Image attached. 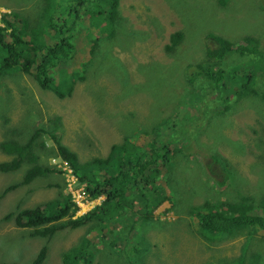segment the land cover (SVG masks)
I'll list each match as a JSON object with an SVG mask.
<instances>
[{"label":"rangeland","instance_id":"obj_1","mask_svg":"<svg viewBox=\"0 0 264 264\" xmlns=\"http://www.w3.org/2000/svg\"><path fill=\"white\" fill-rule=\"evenodd\" d=\"M25 1L28 5L20 17L34 20L32 30L40 29L44 43L51 46L57 37L44 23L48 13L38 21L42 3ZM79 1L52 0L50 9L66 17L65 12ZM84 1L75 28L69 29L70 18L65 22L66 33H74L73 56L62 60L52 74L66 78L76 73L82 80L74 82L71 96L59 99L39 88L30 75L20 71L0 75V99H8L0 103L7 110L0 109V143L11 137L25 141L23 128H34L52 116L60 117L61 142L79 161L106 157L110 146L118 143L132 151L133 159L140 153L151 156L161 144L174 140L168 149L177 162L171 175L177 192L166 193L173 203H162L149 217H143L137 201L123 218L112 212L103 220L100 214L97 219H85L80 227L38 236L39 227H16L10 215L44 206L59 192L69 195L76 206L72 219L86 216L103 201V197L84 199L86 183L74 175L69 163L41 151L40 162L57 172L45 173L29 184L20 183L33 165L0 172V264H33L43 247L46 254L41 264H63L62 253L76 248L75 260L80 264H264V232L207 241L191 214V207L205 200L240 204L245 197L258 206L264 196V103L252 94L239 96V82L231 81L227 87L232 91L223 92L207 79L191 85L186 78L187 65L202 60L206 48H215L209 34L229 40L233 47L249 46L245 39L253 37L258 52L231 51L220 67L235 77L256 70L250 88L261 94L264 0H119L125 21L110 35L95 27L91 11L97 8L95 1ZM13 5L15 0H0V17L16 9ZM177 31L183 33V40L168 55L164 47ZM29 106L35 118L27 120ZM200 122L205 126L199 128ZM44 138L49 149L53 141ZM184 138L188 141L182 144ZM10 159L0 149V163ZM162 164L161 158L155 163L160 173L165 172ZM155 181L166 192L163 175ZM218 181H224L223 185L218 186ZM144 187L149 194L150 187Z\"/></svg>","mask_w":264,"mask_h":264},{"label":"trees","instance_id":"obj_2","mask_svg":"<svg viewBox=\"0 0 264 264\" xmlns=\"http://www.w3.org/2000/svg\"><path fill=\"white\" fill-rule=\"evenodd\" d=\"M30 1L37 4V0ZM39 1L42 3V14L37 15L38 21H41L42 16L47 12L48 20L44 23L50 29L51 34L57 37V40L51 46L46 45L41 38L40 29L32 30L34 20L31 22L20 17L24 7L28 5L27 1L15 0V5L11 7H16V9L9 7L11 12L3 13L0 17V22L4 23L3 26L0 25V75L20 71L22 74L32 76L37 86L42 90L51 91L59 99H64L71 96L74 82L82 80V77L75 75L76 73H71L66 78H57L52 74L57 73L56 67L62 60H70L73 56L71 40L74 33L72 32L70 35L66 33L65 22L66 18H70L72 25L67 26L71 30L75 28L74 21L80 18V10L85 1L80 0L73 8L67 10L65 12L66 17H63L60 12L57 15L54 14L58 11L56 8L51 11L50 7L54 8L52 0ZM94 1L97 8H93L91 11L96 18L95 27L102 32H108L109 35L112 34L119 27V24L125 21L120 15L119 0ZM25 12L32 13L30 11ZM89 20L91 22L90 17ZM8 28L10 29L9 33L7 32ZM27 35H29L28 40H26ZM183 36L180 31L172 34L169 43L164 47L165 53L172 55L182 42ZM208 38H211L215 43V48H206L202 60L187 65V70L190 72L186 76L188 83L194 85L197 80L205 81L207 79L205 82L210 86L225 92L231 90L227 87L231 81H234V83L239 82L241 83L239 96L252 94V97H260L264 103V91L263 94H260L250 88L254 85L256 70H253L250 74L242 72L240 76L235 77V73L226 72L220 67L225 56L231 51H237L240 54L242 52L248 54L258 52L256 49L257 40L249 37L245 39L250 44L249 46L233 47V44L223 37L209 34ZM94 45L93 42L92 46ZM215 67L216 70L213 72ZM6 101H8L7 98L0 99V103ZM0 109L4 113L7 111L1 105ZM225 109L224 106L222 112ZM30 110L31 107L29 106L30 113L27 114V120L35 118V114ZM187 118V116L182 117L181 121ZM176 125L175 123L172 128L174 129ZM201 126H205L203 122L198 123V127ZM23 131L27 134L25 141L24 139L11 137L0 143V149L11 157L7 162L0 163V172L11 173L21 169L23 165H33L22 174L23 179L20 184H29L34 178L43 177L45 173H55L58 171L55 167L40 162L39 152L49 151V155H56L67 161L80 182L86 183V194L89 200L99 197L104 199L99 206H95L86 216L72 219L76 206L69 195L65 196L59 192L58 198L45 203L44 206L18 210L15 214H11L9 218H13L16 227H39L40 230L36 231V234L38 236L47 235L65 228L80 227L84 224L85 219H97L100 214L103 220H107L106 216L111 215L112 212H116L117 216L123 218L128 210L134 209L137 201L142 205L140 212L143 217L152 216L155 209L164 202L173 203V198L170 195L177 192L175 187L177 181H173L171 175L177 162L172 161V153L168 146L174 140H169L165 145L161 144L159 149L154 150L151 156H146L144 153L145 156L142 157L143 153H140L136 159H133L134 154L132 151L123 143H118L110 146L106 157L93 156L86 161H79L77 154L61 142L62 122L59 116L49 117L43 121V124L34 128L28 126L23 128ZM156 133L160 132L156 131ZM44 136H48L53 141L49 149H46ZM187 141L188 138H184L181 143ZM159 158L162 159V165L165 168L164 173H160L155 165ZM159 175H163L166 192L155 181L156 176ZM225 176L226 179L229 178L227 175ZM223 182L218 181L217 185L222 186ZM144 186L150 187L149 194L143 192ZM238 202L240 204L229 203V201L219 203L205 200L201 204L191 207V210H193L191 214L197 219L200 228L199 233L205 240L213 241L237 234L244 235L254 230L264 232V196L261 197L258 206H253L256 203L255 200L245 197ZM220 205H222V209H220ZM257 208L262 213H256L257 211L254 209ZM114 221L112 220V222ZM77 250L78 248L74 249L73 252L62 253V263L80 264L78 260H75ZM45 254L46 249L43 247L38 252L33 264H41L45 259Z\"/></svg>","mask_w":264,"mask_h":264},{"label":"built area","instance_id":"obj_3","mask_svg":"<svg viewBox=\"0 0 264 264\" xmlns=\"http://www.w3.org/2000/svg\"><path fill=\"white\" fill-rule=\"evenodd\" d=\"M74 177H75V176H74ZM85 195H86V197H83V198H84V199H85V198H88V196H87V194H86V193H85ZM101 198H102V197H100V199H101ZM75 202H76V201H75Z\"/></svg>","mask_w":264,"mask_h":264},{"label":"clouds","instance_id":"obj_4","mask_svg":"<svg viewBox=\"0 0 264 264\" xmlns=\"http://www.w3.org/2000/svg\"><path fill=\"white\" fill-rule=\"evenodd\" d=\"M99 198H100V197H99ZM101 199H102V198H101ZM103 199H104V198H103ZM103 199H102V200H103ZM88 200H89V198H88ZM90 201H93V200H90Z\"/></svg>","mask_w":264,"mask_h":264}]
</instances>
